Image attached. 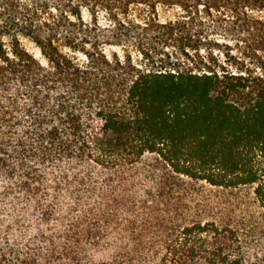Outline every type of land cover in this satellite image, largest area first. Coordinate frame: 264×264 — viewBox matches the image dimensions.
<instances>
[{
	"label": "trees",
	"instance_id": "obj_1",
	"mask_svg": "<svg viewBox=\"0 0 264 264\" xmlns=\"http://www.w3.org/2000/svg\"><path fill=\"white\" fill-rule=\"evenodd\" d=\"M0 264H264V0H0Z\"/></svg>",
	"mask_w": 264,
	"mask_h": 264
},
{
	"label": "rangeland",
	"instance_id": "obj_2",
	"mask_svg": "<svg viewBox=\"0 0 264 264\" xmlns=\"http://www.w3.org/2000/svg\"><path fill=\"white\" fill-rule=\"evenodd\" d=\"M103 19L102 15L99 17ZM22 45L27 48L28 50L32 51L31 44L26 41L22 40ZM119 54H122L120 49H114ZM128 55L131 58L133 64L138 66H143L145 64V56L142 51L135 49L134 47L126 48ZM169 54H173V49L167 48ZM145 52V51H144ZM190 53V52H189ZM149 54V53H147ZM153 55V53H152ZM156 56V55H155ZM201 56L207 59V57L213 60L217 65L225 66L231 68V70H235L236 68L254 70L256 64L258 62L259 56H262L261 52H255L250 48L244 46L243 44L232 45L229 49L224 48L222 51H213V53L208 52H201Z\"/></svg>",
	"mask_w": 264,
	"mask_h": 264
}]
</instances>
